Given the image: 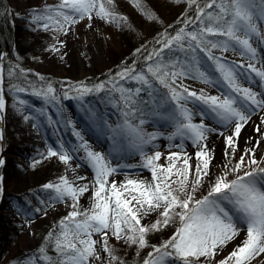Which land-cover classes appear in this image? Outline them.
<instances>
[{"label":"snow or ice","instance_id":"obj_1","mask_svg":"<svg viewBox=\"0 0 264 264\" xmlns=\"http://www.w3.org/2000/svg\"><path fill=\"white\" fill-rule=\"evenodd\" d=\"M132 2L141 7L142 0ZM187 3L196 5L195 21H185L175 35L162 34L157 40L161 47L148 53L144 68L137 71L134 64L125 67L112 77L107 89L105 83H99L92 87L76 86V97L65 93L69 99H82L87 94L104 91L118 94L113 96V104L123 109V123L116 128H111L106 121H102V125L112 132L114 142L117 138L126 140L127 149L139 154V166L150 171L151 180L128 176L121 182L110 179L118 168L131 166H113L103 153L91 149L80 132H74L82 142L79 149H83L93 170L92 203L81 210L79 201L90 190L89 185H75L67 176L60 177L58 183L43 185L55 193L54 200H71L72 211L59 221L58 232L49 233L46 244L38 249L41 255L26 258L28 264H38L39 260L45 264H93V261L102 260V253L106 254L102 264H123L109 243L110 237L142 250L150 246L147 239L150 233L174 223H178L174 233L159 246L152 245L143 264H251L264 254V159L257 160L255 153L259 141L255 147L247 149L230 170L213 179L210 166L214 155L207 140L208 133L215 129L208 127L203 119L193 122L198 114L225 128L233 126V135L225 138L224 154L234 157L242 129L252 115L264 110V92L242 83L258 82L264 89V64L257 66L264 59V49L258 50L253 43L255 38L257 43L264 45V0H207L203 7L197 0H187ZM146 14L150 19H157L151 13ZM94 17L109 23L127 20L114 11V0H59L55 6L32 13L31 22L45 31L66 35L73 25ZM192 23L197 26L186 31ZM165 49L172 55L165 56ZM216 49L222 53L239 52L246 61L227 62L225 57L214 54ZM53 51L59 49L53 46ZM136 51L140 53L141 49ZM177 51L183 53V58L175 55ZM12 74L10 71L9 75ZM185 78L220 84L226 91H221L220 95H208L203 90L198 93L177 83ZM120 81L134 82L136 86L125 87ZM12 87L17 92L26 91L22 87ZM32 94L46 101L59 99L51 84L46 90L34 89ZM25 103L20 101L21 105ZM189 103L199 109L198 113L188 107ZM5 109L3 66L0 65V121ZM137 114L156 115L169 121L175 129L168 136L169 140L177 137L190 140L198 149L195 167L190 163L192 157L183 149L170 152L166 164L159 163L163 155L160 151L148 154L145 147L160 134L145 132L142 118L138 124L132 123L129 117H137ZM24 119L30 117L24 116ZM49 123H52L51 117ZM261 123L264 124V117ZM255 131L260 132L259 125ZM3 139L0 130V140ZM59 149L49 147L45 158L58 157L63 164L69 165L73 155L63 143ZM37 163L40 161L32 166ZM3 164L0 159V167ZM229 176L234 178L229 179ZM206 178L209 187L198 196ZM3 179L0 176V195L4 191ZM152 213L160 218L148 225L142 223L143 218ZM241 231L245 233L244 238L227 255H222L227 246L239 238ZM49 243L53 245L55 258L48 254ZM218 256L222 258L217 259Z\"/></svg>","mask_w":264,"mask_h":264},{"label":"rangeland","instance_id":"obj_2","mask_svg":"<svg viewBox=\"0 0 264 264\" xmlns=\"http://www.w3.org/2000/svg\"><path fill=\"white\" fill-rule=\"evenodd\" d=\"M11 1L14 5L21 8L25 6L40 5H44L45 8L47 6H55L59 3V0ZM147 1L150 2L149 6ZM145 2L147 4H144L143 6L142 3ZM202 2L207 1L202 0ZM142 3L141 7L138 8L133 4L132 0H114V11L118 13L119 16L126 17V21L121 20L118 23H109L94 17L92 20L84 19L76 25H73L66 35L51 30L53 33L51 41L36 56L30 69L34 70L40 78L44 77L46 74H49L53 77H59L68 80V84L70 85L82 82L92 74L98 72L104 73L112 67V51L120 52L123 48L124 43L122 37V28L124 25H127L128 22H132L135 25V28H137L138 32L144 38L146 43L154 42L157 39V36L159 35L157 30L158 25L155 24V19H150L146 14L148 13L147 9H150V7L155 8L153 15L157 18L156 21L159 22L158 24L160 25L167 24L171 26L173 22H171L172 18L170 17L173 14L180 16L181 14L186 13L188 14V17H190L191 14L189 9L190 6L187 3V0H180L179 3L176 2V0H142ZM208 10L210 11V9ZM177 12H179V14H177ZM186 31H192V29L187 28ZM262 31H264V29H262ZM211 39L216 38L211 37ZM253 43L254 47H257L258 50L264 49V45L257 43L255 38ZM53 46L58 48L59 51H53ZM213 52L216 56L225 57L227 62L235 61L239 63V61L244 58L239 52L228 51L226 53H222L218 49L213 50ZM175 55L177 57L183 58V53L179 51L175 52ZM200 56L203 57L204 54L200 53ZM262 64H264V59L261 60V64L258 67H260ZM255 79L258 81V78ZM177 83H183L189 88V90H194L198 93L203 90L208 95H220L221 91H226V89H223L220 84H205L199 80L190 78H185L182 81L178 80ZM248 84H250L254 90L264 92V89L260 88L258 82L249 81ZM66 86L67 85H64V87ZM188 107L192 108L194 113H198L199 111V109L191 103H189ZM45 113L48 119L51 117V125L57 134L58 145L63 143L64 148L73 155V159L70 161V164L66 166V172L59 177L49 180L48 183H58L60 177L67 176L68 179L75 185L88 184L90 190L85 193L79 201L81 210L90 207L92 203L91 187L94 174L93 170L87 163L85 152L83 149H79V145L82 142L74 135V132H80L84 141L88 143L91 149L103 153L111 160L113 166H131L118 168L117 173L114 174V176L110 179H115L117 182H121L126 176H128L146 181L151 180L150 171L139 166L141 163V157L139 154L127 149L126 140L117 138V141L114 142L112 132L109 131L107 127L102 125V121H106L107 125L111 126V128H116L117 125L123 123L124 119L118 118L116 114L107 107L99 108L94 98H88L85 96H83L82 99L71 98L67 100L62 110H60L55 105L46 106ZM262 117H264V110L256 120L257 126H260L259 137L252 141V146L247 147V149L253 148L256 146L257 141H259V146L255 147L257 160L264 159V139H262V137H264V124L261 123ZM194 118L195 120L193 122L195 123H199L203 119V122L208 127L215 130L218 128L223 129L224 138L221 144L222 150H220L218 147L216 148L217 145L214 144L211 147L208 145V148L212 150L214 157L220 156L221 152L225 153V138L229 135H233V126H228L227 128L224 126L220 127V124H217L214 120H210L207 117L202 118L198 114L195 115ZM144 120L145 123L142 125V127L145 132L160 134L158 138L152 142V144H149L145 147V151L148 154H152L155 151H160L163 155L159 163L166 164V157L170 152H180L183 149V151L187 152L188 155L192 157L190 163L193 165V167H195L197 163L195 152L198 149L192 145L190 140L180 137L169 140L168 136L174 132L175 129L169 121L163 120L159 116L150 115ZM84 122L89 123L91 126L97 129L101 136V141L99 140L100 142L96 143L89 141L90 136L83 127ZM132 123L138 124L139 121H132ZM245 131L247 132V129L243 128L237 140V150L235 152V156H228L225 158L224 162L219 161L212 169L210 167L211 178H215L216 176L222 175L225 171L230 170V168L234 166L239 160L240 156L247 150L245 148H241L240 146L242 141L245 139L243 136ZM169 145L173 146L169 147ZM176 145H180V147H177ZM74 149L78 150L73 151ZM229 161H231V164H229ZM225 165L228 167L226 168ZM79 177H85L86 179L81 180ZM232 178H234V176H229V179ZM208 187L209 184L207 183L206 178L204 187L200 190L198 196L205 193ZM2 200V196L0 195V202ZM45 201L47 203V205H45V210H47L49 213L48 216H45V218L55 223L56 232H58L59 221L66 217L70 211H72L71 200L61 201V203H59L60 207L57 206L55 208L54 206L52 207V197L47 198ZM9 213L14 215V210H9ZM159 218L160 217L157 213H152L151 215L143 218L142 223L148 225L155 222V220ZM37 224L38 223L36 220L28 218L25 215H20L19 218L15 220V226L21 239L19 243H21L22 249L24 248L26 251L31 253H33V251L36 249L34 233L37 229ZM176 227H178V223L170 224L168 227L163 228L161 231L155 233H159L164 240H167L174 233ZM94 238L98 239V237ZM243 238L244 234L230 243L222 255H227L230 251H232L234 245L239 244ZM109 243L110 245H116L117 247L121 246L122 249H125L123 247L129 246L123 241H117L112 237H110ZM149 243L150 245H155L156 237H153ZM129 247H134V245ZM9 255L10 254L4 255L2 260H0V264H13V262H7L10 257ZM5 256L6 258L4 259ZM105 258L106 254L102 253V260L93 261V264H102V261ZM220 258L222 257H217V259ZM23 263L28 264L27 260H24ZM38 264L41 263L38 261ZM251 264H264V254H261L252 260Z\"/></svg>","mask_w":264,"mask_h":264},{"label":"trees","instance_id":"obj_3","mask_svg":"<svg viewBox=\"0 0 264 264\" xmlns=\"http://www.w3.org/2000/svg\"><path fill=\"white\" fill-rule=\"evenodd\" d=\"M147 2L149 6L150 2ZM197 3L203 7L206 2L197 0ZM142 4L144 6L147 3ZM44 9V5L21 8L14 5L11 0H0V41L5 51L3 75L7 132V153L4 164L0 169V175L4 178V191L1 195L3 200L0 202V260L4 255L10 254L7 262H13V264H24L23 261L27 260V257L41 255L38 249L46 244L50 232H56L55 223L45 218L49 214L45 210V205H47L45 200L53 198L55 193L52 190L43 188V185L48 184L49 180L64 174L67 165L63 164L58 157L45 158L49 147L60 150L55 129L49 123L45 113L46 106L55 105L62 110L69 99L65 97V93L69 97L78 95L74 90L76 86L92 87L99 83H105L107 89L110 87L112 77H115L125 67L134 64L137 71L141 70L146 66L145 57L148 53L161 47L157 40L161 39L162 34L167 32L169 35H175L181 27H184L185 21H195L197 14L196 5H192L189 7L190 17L186 13L180 16L173 14L170 17L172 18L171 22H173L171 26L167 24L160 25L155 19L159 35L151 43H146L135 25L128 22L122 28L123 48L120 52L112 51V67L104 73H94L86 80L70 85L68 80L53 77L49 74L41 79L34 70L30 69L36 56L49 44L53 37L51 30L45 31L39 24L31 22V14L42 12ZM154 9L150 7L147 12L153 14ZM196 26L197 23H192L187 28L193 30ZM137 49H141V52L137 53ZM164 55L170 56L172 53L165 49ZM10 71L13 73L11 76L9 75ZM49 84L56 89L58 101H46L32 94L34 89L46 90ZM120 84L125 87L136 86L134 82L126 81H120ZM13 85L25 88L26 91L17 92L12 87ZM64 85L67 86L64 87ZM161 91L166 90L161 88ZM116 95L118 94L110 95L107 91H104L87 94L85 97L94 98L100 108L107 107L118 118L125 119L123 109L113 104L112 98ZM20 101L26 103L21 105ZM24 116H29L30 119L25 120ZM146 116L148 115L139 116L137 114V117H129V119L136 122ZM36 161H40V163L33 167L32 165ZM59 203L61 201L53 199L52 207H60ZM11 209L14 210V215L9 213ZM20 215H25L38 223L34 233L36 243L34 254L24 248L22 249V245L19 243L21 239L15 226V220ZM153 237H156V246L166 241L159 233L153 232L148 235V242H151ZM111 246L115 255L123 261V264H143V260L152 251V245L142 250H138L136 246L123 247L125 249H122L121 246ZM47 247L49 248L48 254L55 258L53 245L49 243ZM39 262L45 264L43 260H39Z\"/></svg>","mask_w":264,"mask_h":264},{"label":"bare ground","instance_id":"obj_4","mask_svg":"<svg viewBox=\"0 0 264 264\" xmlns=\"http://www.w3.org/2000/svg\"><path fill=\"white\" fill-rule=\"evenodd\" d=\"M245 61H246V58L244 57L242 60L239 61V63H244ZM260 64H261V62L258 63L257 66H259ZM242 83H243L244 86H250V84H248L249 81H247V82L242 81ZM262 111L263 110L258 111L256 114L252 115L251 120L249 121V123L245 125L244 129L246 128L247 132L245 131V133L243 135L245 137V139L242 141V144H240L241 148L247 149V147L252 146V144H253L252 141L254 139H257V137H259L260 133L255 131V128L257 126L256 120H257L258 116L262 113ZM194 120H195V118H194ZM83 127L85 128V130L88 132V134L90 136L89 137V141H93V142H96V143L101 141V136H100V134L98 133V131H97V129L95 127L91 126L87 122L83 123ZM220 127H223V125H220ZM221 132H223V135H220ZM244 137H242V138H244ZM223 138H224V131H223L222 128H218L215 131H212V132L208 133L207 145H210V147H211L214 144V145H217L216 148L218 147L220 150H222L221 149V147H222L221 144H222ZM240 141H241V139H240ZM225 158H226V156L222 152H221L220 156L214 157V159L212 160V164L210 166L211 169L214 166H216L219 161L220 162H224ZM207 183H208V180H207ZM242 234L245 235V233L243 231H241L240 236Z\"/></svg>","mask_w":264,"mask_h":264},{"label":"water","instance_id":"obj_5","mask_svg":"<svg viewBox=\"0 0 264 264\" xmlns=\"http://www.w3.org/2000/svg\"><path fill=\"white\" fill-rule=\"evenodd\" d=\"M5 52L3 49V46L0 41V65L3 66V58H4ZM3 120L0 121V130L3 131L4 139L1 140L0 144V159L4 161L6 152H7V132H6V126H5V113L3 112Z\"/></svg>","mask_w":264,"mask_h":264}]
</instances>
